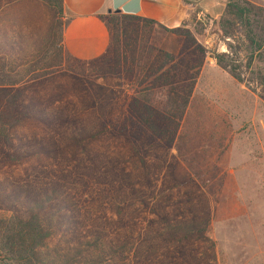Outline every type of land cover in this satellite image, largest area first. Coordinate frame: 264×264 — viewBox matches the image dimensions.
I'll list each match as a JSON object with an SVG mask.
<instances>
[{
    "label": "rangeland",
    "instance_id": "rangeland-1",
    "mask_svg": "<svg viewBox=\"0 0 264 264\" xmlns=\"http://www.w3.org/2000/svg\"><path fill=\"white\" fill-rule=\"evenodd\" d=\"M13 1L16 15L2 9ZM262 12L252 11L251 25L223 22L227 35L208 18L190 20L189 37L146 23L132 33L119 26L106 53L113 62L103 65L61 50L57 21L66 19L55 5L0 0V75L19 79L51 118L11 131L8 152L49 156L0 165V217H27L40 199L52 232L41 248L48 264H264V98L255 72L264 60L246 66L250 29L264 40ZM197 44L211 66L154 89L159 108L169 89L189 98L172 147L158 137L139 139L138 149L131 134H85L83 126L95 131L100 119L119 117L158 50L191 53ZM223 52L246 83L216 63L212 55ZM133 56L135 77L114 72L117 60L132 67ZM0 264L12 263L0 256Z\"/></svg>",
    "mask_w": 264,
    "mask_h": 264
},
{
    "label": "trees",
    "instance_id": "trees-1",
    "mask_svg": "<svg viewBox=\"0 0 264 264\" xmlns=\"http://www.w3.org/2000/svg\"><path fill=\"white\" fill-rule=\"evenodd\" d=\"M42 1L48 6L55 5L58 9V14L63 18V0ZM255 8L263 11L264 15V6L250 0L227 1L224 14L221 18L216 19L214 23L216 32L220 35L230 34L228 29L222 27L223 22L227 25H234L233 21H240L251 25L253 22L251 14ZM107 22L111 36L114 35V29L119 26H123L127 30V33L138 30L142 23L162 27L154 20L122 13L109 15ZM64 24L65 22L63 23L62 19L57 21L59 28L57 40L63 52L65 50L61 43ZM165 30L177 35L190 36V31L184 27L176 29L165 28ZM250 32L252 34L247 35V40L254 49L248 57L246 66L253 70L252 65L255 59L264 60L262 51L264 40L262 39V41L254 37V29H250ZM191 40L195 43L192 37ZM151 49L156 50L154 47ZM193 50L191 53L182 52L177 55L158 50L150 63L151 66L147 67L141 77L140 83L143 87L131 95L127 107L122 110L119 117L116 120H112L109 117L100 119L99 126L95 131L88 129V126H83L85 134L87 136L89 134L91 138L96 139L103 138V136H112L113 134L130 139L129 135L131 134L134 137L132 138V142L137 145L138 149L139 145L137 142L139 139L146 138L154 142L156 137H158L165 140L164 144L166 147H172L189 98L188 95L182 98L171 89L177 81H180L176 80L177 78L187 81L196 76L201 71L207 58L204 47L199 44ZM106 53L94 60L96 62L102 60L103 65L110 64L113 62L114 57H107ZM212 56L216 60V63L222 69L227 70L237 81L246 83V79L238 71L239 67L230 59L229 53H214ZM136 59L133 56L132 65L134 67L128 65V60L123 64L120 60H117L116 65L118 67L113 68L114 72L120 73L121 71H125L128 73V76L131 77L133 75L135 77L138 71L135 67L136 64H134L137 61ZM137 66L140 65L137 64ZM255 72L258 82L263 85L262 97L264 98V67L259 66ZM19 81V79L14 78L8 73L2 72L0 75V165L17 161L24 162L34 157L49 156L47 149L36 153H29V151L17 154L8 152V148H11L13 145L11 131L15 127L27 121L48 123L51 119L50 114H47L44 109L40 108V105L33 98H29L26 88L18 87ZM166 86L167 89L168 87L171 89L165 95L164 106L162 108L154 106L152 103L154 89ZM175 96H178V98ZM140 158L143 164L146 165L145 158ZM35 205L34 210L36 211L30 213L27 217L20 215L0 217V256L12 264H48L42 255L44 253L41 248L52 236V232L44 224L46 219L41 214V211H39L42 210L45 204L38 199L35 200ZM56 223L62 227V222L56 221ZM187 232L188 230L184 231L186 235ZM176 238L175 241L180 243L184 240L183 237L176 236Z\"/></svg>",
    "mask_w": 264,
    "mask_h": 264
},
{
    "label": "crops",
    "instance_id": "crops-1",
    "mask_svg": "<svg viewBox=\"0 0 264 264\" xmlns=\"http://www.w3.org/2000/svg\"><path fill=\"white\" fill-rule=\"evenodd\" d=\"M250 1L264 6V0ZM14 2L2 9L10 10V15L18 14ZM225 8L222 0H63L66 20L61 44L73 58L91 61L105 54L110 46L107 21L111 14L136 15L156 21L163 29H176L187 27L193 18L217 19ZM207 65L211 66L204 64Z\"/></svg>",
    "mask_w": 264,
    "mask_h": 264
},
{
    "label": "water",
    "instance_id": "water-1",
    "mask_svg": "<svg viewBox=\"0 0 264 264\" xmlns=\"http://www.w3.org/2000/svg\"><path fill=\"white\" fill-rule=\"evenodd\" d=\"M108 12L111 13L112 12V9H110ZM114 12H119V11H114Z\"/></svg>",
    "mask_w": 264,
    "mask_h": 264
},
{
    "label": "built area",
    "instance_id": "built-area-1",
    "mask_svg": "<svg viewBox=\"0 0 264 264\" xmlns=\"http://www.w3.org/2000/svg\"><path fill=\"white\" fill-rule=\"evenodd\" d=\"M223 2H227V1H229V0H222Z\"/></svg>",
    "mask_w": 264,
    "mask_h": 264
}]
</instances>
